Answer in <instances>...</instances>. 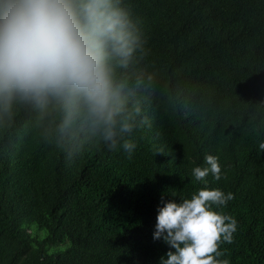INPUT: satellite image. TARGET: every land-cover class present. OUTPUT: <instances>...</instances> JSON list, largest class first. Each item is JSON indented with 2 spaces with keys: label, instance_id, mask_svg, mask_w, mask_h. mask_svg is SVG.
Returning a JSON list of instances; mask_svg holds the SVG:
<instances>
[{
  "label": "trees",
  "instance_id": "1",
  "mask_svg": "<svg viewBox=\"0 0 264 264\" xmlns=\"http://www.w3.org/2000/svg\"><path fill=\"white\" fill-rule=\"evenodd\" d=\"M122 4L146 40L140 67L180 90L189 115L162 96L125 137L131 156L93 141L68 161L20 108L0 125V264H161L159 208L204 188L234 195L213 205L237 220L219 259L264 264V0ZM207 155L221 179L209 173L205 184L192 170Z\"/></svg>",
  "mask_w": 264,
  "mask_h": 264
},
{
  "label": "clouds",
  "instance_id": "2",
  "mask_svg": "<svg viewBox=\"0 0 264 264\" xmlns=\"http://www.w3.org/2000/svg\"><path fill=\"white\" fill-rule=\"evenodd\" d=\"M145 43L122 0H0V125L26 108L37 114L43 141L68 161L93 141L131 156L136 144L125 137L149 124L146 109L162 96L190 111L180 90L161 89L140 67ZM205 161L192 170L195 180H220L218 158ZM233 199L204 188L165 202L153 234L169 245L161 264H229L220 245L233 243L237 220L213 205Z\"/></svg>",
  "mask_w": 264,
  "mask_h": 264
}]
</instances>
